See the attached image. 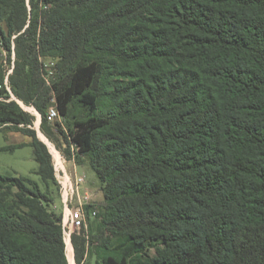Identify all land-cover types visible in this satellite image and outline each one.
<instances>
[{
  "label": "trees",
  "instance_id": "1",
  "mask_svg": "<svg viewBox=\"0 0 264 264\" xmlns=\"http://www.w3.org/2000/svg\"><path fill=\"white\" fill-rule=\"evenodd\" d=\"M41 2L26 26V0H0V45L10 54L16 35L11 83L42 127L52 102L63 117L76 100L87 111L65 142L97 174L104 199L88 209L103 227L72 242L107 250V229L119 232L120 256L101 264H264V0ZM41 56L63 65L51 85ZM31 122L0 99L45 186L0 173V264H68L48 189L60 201V183Z\"/></svg>",
  "mask_w": 264,
  "mask_h": 264
},
{
  "label": "rangeland",
  "instance_id": "2",
  "mask_svg": "<svg viewBox=\"0 0 264 264\" xmlns=\"http://www.w3.org/2000/svg\"><path fill=\"white\" fill-rule=\"evenodd\" d=\"M35 6L38 10H43L45 6L41 0H34ZM28 20L27 25L30 22L33 3L32 0H26ZM15 37L13 35L11 40V53L9 54L0 45V55L2 58V68L4 73L3 82H0V99L5 101H16L20 107L26 111L32 118L31 124L28 127L34 129L38 137L47 145V148L52 156L53 164L58 160L57 151L62 153L67 159L61 161L62 171L67 173L69 176H74V162L68 159L69 146L66 145L65 136L72 131L77 129L76 122L86 119V110L76 100L70 106V115L63 117L62 115L49 118V110L55 104L52 102V106L47 110L48 123L45 127H42V115L37 108L31 103H25L23 100L18 98L14 92V87L11 83V76L15 68ZM43 78L48 85H51L54 81L58 80L63 74V65L58 58L50 56H41ZM24 127V125H21ZM31 138L21 131L13 128L12 125H5L0 123V173L1 174H12L15 176L25 175L35 180H38L41 187L44 189L45 186L41 182V178L35 172L38 169V163L35 160L34 149L29 145ZM77 164V163H76ZM78 166V174L85 177V188L86 191L93 195V200L103 201V193L101 190V183L97 177L96 172L93 168L85 162L84 165ZM50 196L54 197V204L50 206L51 210L61 211L60 201L57 199V185L50 184L49 186ZM63 224V220H62ZM88 230L96 234L100 228L103 227V223L100 218L92 219ZM108 237L111 240L110 247L107 250L101 251V248L97 244H89L87 241H83V235H77L73 242H68L65 245V256L68 264H101L102 258L106 254H114L120 256L119 250L122 249V242L124 238L121 234L112 228H108L106 231ZM85 247V249H84ZM161 244L157 243L148 247L147 253L155 256L159 252ZM82 259L79 262V258Z\"/></svg>",
  "mask_w": 264,
  "mask_h": 264
},
{
  "label": "built area",
  "instance_id": "3",
  "mask_svg": "<svg viewBox=\"0 0 264 264\" xmlns=\"http://www.w3.org/2000/svg\"><path fill=\"white\" fill-rule=\"evenodd\" d=\"M59 116V110L52 106L49 110V118ZM58 160L54 163L56 177L60 183L61 208L63 211V229L66 242H72V235L81 230L88 229L90 221L97 217V210L88 209V205L93 203V195L86 191L85 177L78 174V166L74 160V176L71 177L62 171L61 161L67 159L58 152Z\"/></svg>",
  "mask_w": 264,
  "mask_h": 264
},
{
  "label": "crops",
  "instance_id": "4",
  "mask_svg": "<svg viewBox=\"0 0 264 264\" xmlns=\"http://www.w3.org/2000/svg\"><path fill=\"white\" fill-rule=\"evenodd\" d=\"M79 169V168H78Z\"/></svg>",
  "mask_w": 264,
  "mask_h": 264
}]
</instances>
